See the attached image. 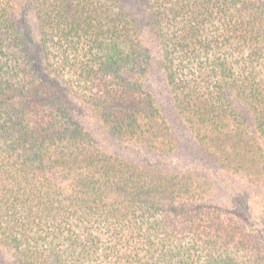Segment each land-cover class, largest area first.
<instances>
[{"label":"trees","instance_id":"1","mask_svg":"<svg viewBox=\"0 0 264 264\" xmlns=\"http://www.w3.org/2000/svg\"><path fill=\"white\" fill-rule=\"evenodd\" d=\"M0 264H264V0H0Z\"/></svg>","mask_w":264,"mask_h":264},{"label":"rangeland","instance_id":"2","mask_svg":"<svg viewBox=\"0 0 264 264\" xmlns=\"http://www.w3.org/2000/svg\"><path fill=\"white\" fill-rule=\"evenodd\" d=\"M25 21L31 23L32 19L30 16L23 18L21 20V25L23 28L25 27ZM78 121L95 136V126L86 113L78 115ZM188 136L189 135L187 134H181V137H183L182 146L185 149L183 157L180 159L171 157L169 162L173 163L174 165L180 166L183 164L185 167L190 169H197L198 171H201L202 175H204L208 180L212 182L214 181L215 183H213L217 188L215 199L216 203H219L225 208L230 207L228 209H234L238 212H241L240 214L245 216L244 219L249 218L248 216L250 214L256 215L258 213V203H254V199H256V191L251 187L239 183L237 179L224 171L215 160L210 158L208 159V156H206L207 152L203 151L202 149L201 151L196 149V144L194 143L195 145H193L192 143L194 141L189 139L190 137ZM96 139L99 141L101 136H97L96 134ZM207 162L210 164L211 169L205 165ZM247 225V227L251 226L256 232H258L259 228L261 227L260 222H257V220H251V222Z\"/></svg>","mask_w":264,"mask_h":264}]
</instances>
